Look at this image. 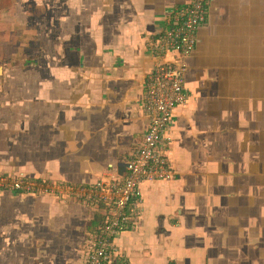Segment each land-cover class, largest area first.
<instances>
[{
    "label": "crops",
    "instance_id": "0c3cea01",
    "mask_svg": "<svg viewBox=\"0 0 264 264\" xmlns=\"http://www.w3.org/2000/svg\"><path fill=\"white\" fill-rule=\"evenodd\" d=\"M192 0H0V174L121 183L149 120L148 38ZM172 111L108 263L264 264V0H205ZM162 58L178 59L172 52ZM109 203L0 189V264H85Z\"/></svg>",
    "mask_w": 264,
    "mask_h": 264
},
{
    "label": "built area",
    "instance_id": "2783aa9c",
    "mask_svg": "<svg viewBox=\"0 0 264 264\" xmlns=\"http://www.w3.org/2000/svg\"><path fill=\"white\" fill-rule=\"evenodd\" d=\"M205 18V0H192L175 10L171 26L158 36L148 38V49L154 56V64L147 75V90L142 106L149 126L134 157L126 164L123 182L99 180L88 185L41 183L0 174V189H18L59 197L75 196L111 205L101 234L85 264H110L107 251L112 239L126 230L127 209L133 199L140 200L141 184L172 176L167 158L173 136L170 118L175 107L192 100V95L185 91L189 74L185 59L194 49L195 34ZM167 51L176 54L178 59L174 62L164 60L162 54ZM124 256L125 253L120 251L116 264H125Z\"/></svg>",
    "mask_w": 264,
    "mask_h": 264
},
{
    "label": "rangeland",
    "instance_id": "374dc122",
    "mask_svg": "<svg viewBox=\"0 0 264 264\" xmlns=\"http://www.w3.org/2000/svg\"><path fill=\"white\" fill-rule=\"evenodd\" d=\"M177 8H178V7H177ZM177 8H176V9H177ZM176 9H175V10H176ZM175 10H174V12H175ZM174 12H173V14H174ZM172 139H173V136H172ZM136 151H137V150H136ZM41 194H42V195L54 196V195H51V194H44V193H41Z\"/></svg>",
    "mask_w": 264,
    "mask_h": 264
},
{
    "label": "water",
    "instance_id": "95a60500",
    "mask_svg": "<svg viewBox=\"0 0 264 264\" xmlns=\"http://www.w3.org/2000/svg\"><path fill=\"white\" fill-rule=\"evenodd\" d=\"M0 69H1V65H0Z\"/></svg>",
    "mask_w": 264,
    "mask_h": 264
}]
</instances>
